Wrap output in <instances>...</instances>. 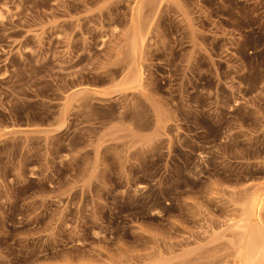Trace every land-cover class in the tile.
Wrapping results in <instances>:
<instances>
[{"label":"rangeland","instance_id":"rangeland-1","mask_svg":"<svg viewBox=\"0 0 264 264\" xmlns=\"http://www.w3.org/2000/svg\"><path fill=\"white\" fill-rule=\"evenodd\" d=\"M0 264H264V0H0Z\"/></svg>","mask_w":264,"mask_h":264}]
</instances>
